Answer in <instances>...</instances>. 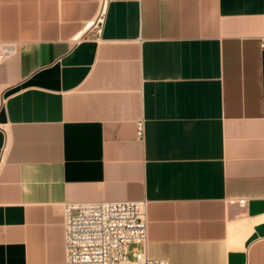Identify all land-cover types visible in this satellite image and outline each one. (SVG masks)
<instances>
[{"label": "crops", "instance_id": "obj_1", "mask_svg": "<svg viewBox=\"0 0 264 264\" xmlns=\"http://www.w3.org/2000/svg\"><path fill=\"white\" fill-rule=\"evenodd\" d=\"M99 3L0 0V264H64L99 200L145 201L151 258L264 264V0H109L96 36Z\"/></svg>", "mask_w": 264, "mask_h": 264}, {"label": "built area", "instance_id": "obj_2", "mask_svg": "<svg viewBox=\"0 0 264 264\" xmlns=\"http://www.w3.org/2000/svg\"><path fill=\"white\" fill-rule=\"evenodd\" d=\"M109 0H100L95 35ZM13 44L0 43V63L13 54ZM142 123L138 134L142 135ZM239 203L245 202L239 198ZM64 264H169L146 252L147 218L145 201L99 200L70 202L63 210ZM133 243L131 248L129 245Z\"/></svg>", "mask_w": 264, "mask_h": 264}, {"label": "rangeland", "instance_id": "obj_3", "mask_svg": "<svg viewBox=\"0 0 264 264\" xmlns=\"http://www.w3.org/2000/svg\"><path fill=\"white\" fill-rule=\"evenodd\" d=\"M133 245H135V244L131 243V244L129 245V248H131Z\"/></svg>", "mask_w": 264, "mask_h": 264}]
</instances>
